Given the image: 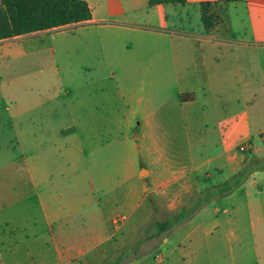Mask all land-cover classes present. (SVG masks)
I'll return each instance as SVG.
<instances>
[{"label":"crops","instance_id":"1","mask_svg":"<svg viewBox=\"0 0 264 264\" xmlns=\"http://www.w3.org/2000/svg\"><path fill=\"white\" fill-rule=\"evenodd\" d=\"M85 1L92 19L67 27L105 22L109 30L70 40L69 58H55L54 73L70 64L72 86L65 91L46 87L43 63L37 92L29 95L24 85L32 54L20 47L26 36L0 41L6 76L0 92L17 86L26 92L14 104L0 102V146L13 137L21 151L17 162L10 154L1 163L11 152L0 150V170L17 163L22 171V194L0 199V253H12L0 264H156L140 247L129 246L138 222L160 211L145 205V184L158 196L160 187L172 194L191 180L199 185L201 175L218 174L219 185L261 162L245 184L250 191L240 196L264 195V0L155 6L149 0H107L102 8ZM146 1L148 6L140 3ZM206 4L218 18L213 29L203 23ZM142 19L152 29L139 27ZM107 70L110 80L118 77L111 88L104 85ZM80 78L87 83L79 85ZM111 156L116 162L105 168L108 161L101 158ZM91 167L102 172L97 181ZM144 170L149 175L142 180ZM236 197H215L219 210L188 229L207 202L197 204L165 231L181 228L182 241L168 249L163 264H193L198 254L232 248L235 240L238 252L254 253L255 264H264V200L238 207ZM176 199L166 220L190 209ZM119 217L124 219L116 224ZM158 223L145 241L164 234H157ZM213 231L220 236L211 238Z\"/></svg>","mask_w":264,"mask_h":264},{"label":"rangeland","instance_id":"2","mask_svg":"<svg viewBox=\"0 0 264 264\" xmlns=\"http://www.w3.org/2000/svg\"><path fill=\"white\" fill-rule=\"evenodd\" d=\"M89 1L98 8L107 6L109 3L107 0H89ZM121 1L125 4L126 1L128 0H121ZM140 3L143 4V6H148L147 1L144 3L142 2ZM2 5H3L2 0H0V9H2L3 7ZM102 24H106V23L105 22L104 23L98 22L93 24L91 23L88 25L64 27L61 29L48 31L47 33L40 32V33L25 35L26 36L25 38H27V40L22 45H20V47L22 46L26 49H29L30 53L32 54L29 59L30 82L28 86L24 85V87H28L31 89L30 92L31 94L29 93V95L33 96L37 92V87H36V85L38 84V82H36L37 76H39L38 73L41 70L40 67L41 64L43 63H46V71H45L46 87L47 88L53 87L54 90L56 91L57 89L59 90V88L61 89V87L63 91H65L67 88L69 89L72 86L70 80V73H69L70 64L66 61L65 63H67L68 70H64L61 68V72L58 70L59 72L54 73L55 58L56 59L61 58V55L62 58L64 57L66 59L69 58L71 53L69 49L70 40H76L77 37H80L85 33H90L94 37H102V35H104L106 31L109 30L108 28L102 27ZM149 24L150 23L148 22H143L142 19L141 23L138 25L139 27H142L144 29H152ZM116 32H118V30H116ZM64 48H66L67 51H64ZM54 49L57 50V55L55 54ZM6 62L9 61H5L3 65H5ZM110 77H111V71L107 70L105 74V78L108 79V82L106 81L107 83H104V85H106V87L111 88L112 87L111 85L117 82L118 77H115L114 80L112 79L110 80L109 79ZM78 79L79 78H77V80ZM0 82L3 85V90H4L6 88V76L4 70H0ZM83 83L84 84L87 83V80L85 78H80L79 85ZM25 94H26L25 88H23L22 86H17L13 92L6 90L3 93L0 92V102L2 101V102H7L8 104H14L15 102L21 101L23 95ZM65 97L69 98V95H66ZM114 100L116 101V99ZM2 142L3 143L0 146V150L3 151L9 150V152L11 153H9V155L7 154L8 157L5 156L4 158H2L3 160L1 163H5L6 159L11 158L10 157L11 155L14 157L13 158L14 160L17 158L16 159L17 162L18 159L21 158V151L17 149V145L16 142H14L13 137L11 138L8 137ZM104 159L107 160L109 164L107 163L106 165H104L102 163L99 164L96 163L95 166L101 168L104 165V167L107 168V166L114 164L117 158L113 156L108 158H101L103 163H104ZM91 165L92 163L89 164V166ZM19 166L20 164L15 163L13 165V169L9 170L8 172L7 169L5 168L0 170V183H1L0 199L4 200L6 198V194L8 193L15 196H19L20 194H22V190L20 189V187L18 188L17 185L18 183L22 182V171ZM95 166H93V168ZM93 168L88 173L95 178V181H97L96 180L97 177H99V175H102V172H96V170H94ZM88 173L85 172L87 177H89ZM148 175H149L148 172L144 173L141 176V179L144 180ZM200 177L201 178L198 182L199 185H197V183L194 180H191L190 183H188L184 189L174 190L172 194L169 193L167 189H164V187L163 188L160 187L158 190L160 196L156 195L153 192L150 193L148 186L145 184V186L141 190L142 198L147 200L145 205L148 206V208L159 206L160 211L156 212L155 214L153 213V216L150 217L149 219L138 222L140 224V227H136L137 228L136 231H138V233L135 234L134 237L131 239V244H129V246L140 247L139 250L140 253L149 255L153 263L163 264L167 262L168 249L175 243L180 244V242L182 241L181 228H175L173 230H170L164 233L161 237L153 240L151 239L150 241H145V237L147 235H152V233L156 231L157 222L165 221L167 219L169 213L167 212L169 209L168 207L171 204L172 200H177L176 198L178 197L180 198V200H184L185 203H187L186 205L188 208H191L192 206L195 205L196 200L200 199V196H202V194L203 195L206 194L207 192H209V190L215 188V186L218 185V181H219L218 174L215 175V173L214 174L212 173L207 175H201ZM250 180H252V174L248 175L246 180L243 182V184H241L240 188L237 190V192H234V194L236 193L237 196L236 200H238L237 201L238 207H244L246 201L252 202V200H254L253 202L254 204H256L255 200H258V198L260 200H264V195L257 197L254 192L248 194L246 199L244 198L245 195L240 196L243 191L245 192L250 191L249 186L245 185L247 181ZM11 182L14 183V185H11L10 184ZM171 195H175V196L172 197ZM210 200H218V198L213 197ZM145 208L146 207H143V209L139 211V214H141V212H143ZM218 208H219V204H216L213 201H208L205 204L204 208L200 210L201 213L199 215L192 216V220L189 223L190 225H188V229L197 226L203 216L205 217L212 215L214 212H217L219 210ZM253 208L254 211L257 212L256 207L253 206ZM216 236H220L219 231H213L211 238H215ZM167 237L170 238L171 240L168 244H164V241ZM140 240H144L145 242L142 245L138 246ZM233 245L234 246L232 248L227 246L225 247L222 245L219 247V248H223L222 250L213 251L210 254H198V259L193 264H231L234 260L237 262V264H246L247 262L249 264H255L256 254L251 253V254H247L246 256L245 252H238V247L236 246V240L233 243ZM2 251L3 252L0 253V261L5 262L11 257L12 253L6 252L4 248L2 249ZM15 254L16 257L19 258H22V256L24 255L21 252ZM157 254L163 255L160 261L157 260L156 257ZM243 254L245 255L244 258L242 257ZM263 261H264V256H263Z\"/></svg>","mask_w":264,"mask_h":264},{"label":"trees","instance_id":"3","mask_svg":"<svg viewBox=\"0 0 264 264\" xmlns=\"http://www.w3.org/2000/svg\"><path fill=\"white\" fill-rule=\"evenodd\" d=\"M187 0H149L150 6L164 4H184ZM231 3L242 0H219ZM0 9V41L29 34L51 31L71 25L88 22L93 13L85 0H2ZM209 4L203 6V23L206 29H213L218 18L209 14ZM185 97H182L184 100ZM261 162L243 168L228 181L215 186L200 196L199 202L190 209H183L165 222L158 223L157 234L160 235L171 227L181 223L196 209L195 207L211 201L213 197L225 196L237 191L248 175L262 169ZM262 164V163H261Z\"/></svg>","mask_w":264,"mask_h":264},{"label":"built area","instance_id":"4","mask_svg":"<svg viewBox=\"0 0 264 264\" xmlns=\"http://www.w3.org/2000/svg\"><path fill=\"white\" fill-rule=\"evenodd\" d=\"M241 149H242V150H245L246 148H245V146H243ZM123 219H124V217H119V218H117V219L115 220V223L118 224V223L121 222V220H123ZM156 257H157V260L160 261V260L162 259L163 255H162V254H157Z\"/></svg>","mask_w":264,"mask_h":264},{"label":"water","instance_id":"5","mask_svg":"<svg viewBox=\"0 0 264 264\" xmlns=\"http://www.w3.org/2000/svg\"><path fill=\"white\" fill-rule=\"evenodd\" d=\"M144 173H147V170H144V171L140 174V176H142Z\"/></svg>","mask_w":264,"mask_h":264}]
</instances>
